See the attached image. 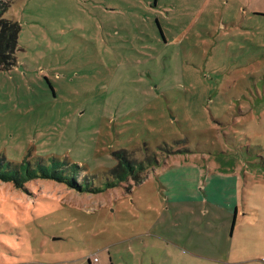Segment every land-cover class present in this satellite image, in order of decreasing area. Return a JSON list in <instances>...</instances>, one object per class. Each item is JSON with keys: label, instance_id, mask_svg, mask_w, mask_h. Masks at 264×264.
Segmentation results:
<instances>
[{"label": "rangeland", "instance_id": "rangeland-1", "mask_svg": "<svg viewBox=\"0 0 264 264\" xmlns=\"http://www.w3.org/2000/svg\"><path fill=\"white\" fill-rule=\"evenodd\" d=\"M259 14L264 0H12L0 157L55 159L103 191L0 182V264H264ZM120 151L140 183L115 181Z\"/></svg>", "mask_w": 264, "mask_h": 264}, {"label": "trees", "instance_id": "trees-1", "mask_svg": "<svg viewBox=\"0 0 264 264\" xmlns=\"http://www.w3.org/2000/svg\"><path fill=\"white\" fill-rule=\"evenodd\" d=\"M9 2L4 3L0 0V70H6L11 66L16 65L15 53L18 48L17 35L19 32V25L16 22L6 20L3 18V13L9 7ZM116 167L112 169V175L115 177L117 183L125 182L128 178H131L135 183H140L142 178L139 173L144 171L142 163H132L127 161V157L124 151L115 153ZM154 160H146L147 166H154ZM63 163L52 159L48 167L37 163L36 167H32L31 164L25 160L18 165H14L11 168V164L4 161L0 157V182L11 183L16 188H22L23 184L27 181L34 179L53 180L57 183L65 184L68 188L75 190L79 193H99L103 189H84L82 188L73 177L65 175L67 169H63ZM144 168V169H143ZM116 183L109 182L106 184V188L115 187ZM105 188V189H106Z\"/></svg>", "mask_w": 264, "mask_h": 264}, {"label": "built area", "instance_id": "built-area-1", "mask_svg": "<svg viewBox=\"0 0 264 264\" xmlns=\"http://www.w3.org/2000/svg\"><path fill=\"white\" fill-rule=\"evenodd\" d=\"M97 263H98L97 256H92L89 258V264H97Z\"/></svg>", "mask_w": 264, "mask_h": 264}, {"label": "crops", "instance_id": "crops-1", "mask_svg": "<svg viewBox=\"0 0 264 264\" xmlns=\"http://www.w3.org/2000/svg\"><path fill=\"white\" fill-rule=\"evenodd\" d=\"M259 15H264V14H259ZM167 238V237H166ZM88 264H89V258H88Z\"/></svg>", "mask_w": 264, "mask_h": 264}]
</instances>
